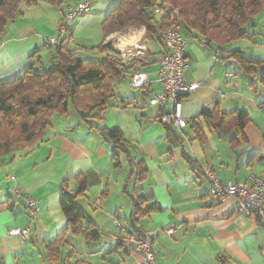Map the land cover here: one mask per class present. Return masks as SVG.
Listing matches in <instances>:
<instances>
[{"label": "crops", "instance_id": "crops-1", "mask_svg": "<svg viewBox=\"0 0 264 264\" xmlns=\"http://www.w3.org/2000/svg\"><path fill=\"white\" fill-rule=\"evenodd\" d=\"M38 1L35 8L43 7L42 16L41 13L30 14L28 9L31 10V8L21 7L20 16L17 15L8 23L0 36V77L6 78L13 71L25 65H30L34 69L47 65L50 52L48 40L56 39L60 34L61 10L54 7V10L59 11L57 35L44 37L43 33L38 30L35 19L38 15L41 16L40 19H43L44 15L46 19H49L48 16L51 15L50 10L53 11V6L46 7L44 5L49 4H44V0ZM67 5L69 3L64 1L63 6ZM125 30L111 33L104 41L115 35L111 38L112 40L129 43L133 37L125 34ZM101 35L100 42L103 41L102 31ZM185 38L187 41L185 55L194 56L195 53L189 46L201 45V43L191 35ZM6 40L8 43H5ZM144 41L147 51L142 55L144 59L141 62L144 63L139 66V70H144L149 74L150 82L142 89L152 87L153 91H157L159 85L153 86L152 81L156 78L153 74L158 75L155 59L163 45L153 41ZM223 49L264 58V9L254 17L253 26L249 28L245 38L233 40L224 45ZM224 54L225 52L222 53ZM100 56L97 52L95 60ZM145 60H147L146 63ZM217 61L225 69L228 64L240 67L233 59L220 60L217 58ZM229 75L234 76L235 73ZM249 79L253 77L250 76ZM123 81H129V79L124 78L116 83L123 84ZM123 95H125L123 92L114 93L110 100L112 106L104 111L100 124L109 129L117 127L120 122V110L125 104L121 98ZM132 95L134 97L135 93ZM167 107L170 108V105ZM109 110H111L110 113ZM140 114L143 117L147 116L148 112L144 110ZM250 119L255 122L253 135L264 138V131H260L264 128V112L252 115ZM76 122L74 117L73 120L62 123L59 115L55 114L41 141L30 149L17 150L0 159V264H52L45 259V248L61 233H65L67 244L62 248L57 264H136L140 260V254L126 250L122 245V240L129 233L136 235L132 232L129 218L131 197L136 194L145 196L146 185L153 181L146 176L141 186L134 188L132 179L134 176L128 178L127 173L121 170V162L120 165H113L110 158L111 152L107 156L94 158L87 156L76 144L70 146L72 155L77 158L76 164L81 168L83 176L87 177V190L77 202L87 218L93 222L98 236L94 239H86L83 233L72 235L68 229L67 220L59 204L61 191L57 189L60 188L64 175H68L63 164L68 159L69 153L61 151L63 142L59 133L66 130L69 124ZM122 122L125 125L130 124L127 119ZM173 131L176 129L173 128ZM166 136L167 130L161 126L140 137L145 141L146 151L137 155L135 160H143L146 173L149 175L152 173L150 161L154 158L152 155L154 149L163 148L165 152L168 151L169 142L161 139ZM238 139L241 138L238 137ZM153 140L155 144L148 143ZM213 147L215 146L206 145L201 151H207L211 157ZM216 150L219 151V148ZM261 156L264 155L250 149L249 153L239 157V164L225 157L224 159L201 160V166L208 167V170L214 172L216 177H220L219 181L222 183L229 180L249 183L252 175L264 178V160ZM85 169L87 171H84ZM183 175L185 174L177 170L159 176L155 181L156 188L152 198H147V200L159 204L162 211L144 216L140 224L134 223L143 233L151 237V249L155 260L160 264H264V243L258 242L264 240V226L254 216L245 217L246 221L250 220L254 225V227H249L245 233L237 232L233 223L238 215L235 211L219 224L197 216L176 219V209L173 205L187 193L189 180L198 189V198L193 205L194 208L211 209L216 202L209 191L206 172L201 175L189 166L186 178L173 182L177 176ZM74 176L66 180L68 190H74L76 187ZM14 188H18L22 194L37 200L38 211L34 217L28 216L22 199L13 192ZM25 188L28 191H24ZM138 189H145V191H138ZM225 203L228 201L216 202L215 207L218 208ZM86 221L87 219L84 223ZM189 225L191 230L180 231V229L189 228ZM21 227L29 229V236L24 243H21L18 237L8 234L10 228ZM168 229H172L171 233L167 232ZM224 232L233 236L232 240L227 241L226 248L223 247ZM76 243L80 246L79 249L75 248Z\"/></svg>", "mask_w": 264, "mask_h": 264}, {"label": "trees", "instance_id": "trees-1", "mask_svg": "<svg viewBox=\"0 0 264 264\" xmlns=\"http://www.w3.org/2000/svg\"><path fill=\"white\" fill-rule=\"evenodd\" d=\"M44 1L61 10L62 21L65 13L64 0ZM162 3L168 5V12L157 18L154 10L159 5L162 6ZM37 4L38 0H0V36L7 24L21 14V7L31 8ZM263 9L264 0H119L101 20L103 41L91 47L101 56L91 61H84L75 55L70 46L74 28H68L49 46L45 67H29L24 76L0 83V159L14 151L30 149L41 141L55 114L67 115L72 110L85 124L98 125L97 132L100 128L109 129L100 124L104 111L112 106L110 100L114 96V92L109 91L108 82L111 81L114 85L118 81L117 77L129 79L144 63L136 58L122 63L120 54L108 43V38L104 41L111 33L123 31L130 26H144L143 40L163 44L166 30L175 24L184 37L191 35L205 46L222 49L225 54L217 57L218 59H233L244 71L256 74L264 70V58L226 50L223 46L233 40L245 38L249 28L253 26L254 17ZM252 77L260 79L258 74ZM68 81H71V86L66 88ZM21 92L26 94L21 95ZM84 117H88V120L85 121ZM123 155L119 150L116 158L110 155L114 166L121 162L118 157ZM261 159L264 160V156ZM135 163L142 164L146 172L142 159L135 160ZM127 176H134V188H139L146 180V176L141 180L137 179L134 167L128 169ZM74 182V190H68L66 180L60 183L61 210L72 235L83 233L86 239H94L98 236V231L77 202L87 190V180L81 174L74 176ZM131 203L129 218L132 232L136 236H143L145 233L134 223L140 224L141 218L162 211V207L149 202L143 194L133 195ZM66 244L65 233H61L54 242L46 246L45 259L57 264Z\"/></svg>", "mask_w": 264, "mask_h": 264}, {"label": "clouds", "instance_id": "clouds-1", "mask_svg": "<svg viewBox=\"0 0 264 264\" xmlns=\"http://www.w3.org/2000/svg\"><path fill=\"white\" fill-rule=\"evenodd\" d=\"M88 3H91V0H88ZM87 6V3L83 5V7ZM46 7L52 6L46 5ZM5 43L8 41L6 40ZM189 47L195 53L194 56L189 55L182 58L184 56L182 46L173 49L174 56L167 53L161 54L163 64L167 67L159 75L153 74L156 77L152 81L153 86L159 85L157 91H153L152 87H148L146 90L133 89L132 85L138 84V81L135 80L123 81V84L116 83L114 85L111 81L108 82L109 91L125 93L121 97L125 104L120 110V122L117 127L100 128L97 132L98 125L85 124L77 115L75 117L77 122L69 124L66 130L59 133L63 142L61 151L69 153L68 159L63 164V168L68 171V175H64V180L70 179L72 175L80 176L82 174L81 168L76 164V156L72 155L70 148L72 144H76L87 156L94 158L107 156L109 152L116 158L117 150L124 153L122 157H118L121 161V170L124 173L134 167L138 180L148 176L153 181L146 185L147 191L138 189V191H145L146 198H152L156 188L155 181L165 173L179 170L180 173L185 174L177 176L173 181L178 182L186 178L189 166H191L199 174L203 175L207 172L212 177L216 174L209 171L208 167H202L201 160L228 157L239 164V157L249 153L250 149L264 155V138L253 135L255 122L250 119V116L264 112V82H262L264 81V70L254 74L233 64H228L225 69L217 61V57L223 53L222 49H214L210 45L204 46L203 44H193ZM132 54L135 55V53ZM169 60L172 61L170 64ZM29 67L30 65H25L13 71L6 78L0 77V83L24 76ZM232 73L235 75L230 76L229 74ZM257 74L260 79H249L250 76ZM160 75L167 77L163 84H161ZM121 79V77H117V80ZM229 80L230 83H228ZM70 86L71 81H68L65 87L69 88ZM132 93H135L134 97ZM25 94L21 92V95ZM181 97L184 99L181 100ZM170 100L175 101L171 108L167 107ZM144 110H147L148 115L142 117L140 113ZM110 112L111 110H109ZM201 113L209 115L202 117ZM125 119L129 120L130 124L125 125L122 122ZM84 120H88V117H84ZM161 126L167 129V136L161 137V139L169 142L168 151L165 152L163 148L154 149L152 153L154 158L150 161L152 173L149 175L144 171L142 164L135 163V157L146 151L145 141L140 137L152 129L161 128ZM173 128L176 131H173ZM78 129L79 131H77ZM260 131H264V128H261ZM238 137H243V139H238ZM148 143L155 144V141ZM206 145L215 146L212 148L213 155L211 157L207 151H201ZM216 148H219V151ZM85 178L87 179V177ZM216 178L220 179V177ZM231 183L228 184L227 194L219 193L221 198L228 203L217 208L215 207L216 202H214L213 207L208 209L193 207L198 198V189L189 180L187 193L173 205L176 209V219L197 216L200 219H208L219 224L225 217L231 216L234 211H237L238 215L233 221L237 232H247L249 227H254V225L250 220H245L247 209L237 202L236 197L232 196ZM23 190L28 191L26 188ZM57 190L62 191V188ZM244 199L247 200V198ZM253 206L255 207V205ZM261 208H264V204H261ZM177 227L179 228V225ZM186 230H191L190 225L187 229H180L182 232ZM223 236V247L226 248L227 241L232 240L233 236L227 232H224ZM258 242L264 243V240ZM249 251L253 250L249 249Z\"/></svg>", "mask_w": 264, "mask_h": 264}, {"label": "built area", "instance_id": "built-area-1", "mask_svg": "<svg viewBox=\"0 0 264 264\" xmlns=\"http://www.w3.org/2000/svg\"><path fill=\"white\" fill-rule=\"evenodd\" d=\"M160 2V1H159ZM87 3V7H83V5ZM91 3H88V0H79L78 2L74 3L73 5H67L65 7V13L63 16V23L60 25V34L65 32L68 28H71L72 22L74 18L80 15H85L90 12ZM168 12V5L162 3V6L159 5L155 10L154 14L157 18L161 17L162 15ZM69 17L71 18L69 20ZM134 30L136 31L133 34L132 42L130 41L128 46L125 43L118 42L117 40H113L110 44L112 47L120 54L122 63L128 62L132 59H141L140 55L146 53L147 49L144 45L143 36L145 34L144 26H133ZM63 29V32H61ZM55 42V39H49L48 45H52ZM161 52L156 56L155 61L157 62V73L158 75L167 67V65L163 64L162 53H167L170 56H174L175 53L173 49L177 47H183L184 56L185 58V50L187 41L186 38L183 36L181 29L179 26L172 24L166 30L165 35L163 37V44H162ZM132 53H135L133 55ZM172 61L169 60L168 63L170 64ZM187 62V61H186ZM161 84L165 80H167L166 76L160 75L159 76ZM130 80L138 81V84H133L132 88H144L147 83L150 82L149 74L144 70H137L134 72L130 78ZM155 99V97H153ZM182 100V97L180 98ZM175 101L170 100L168 105L170 108L173 107ZM206 177L209 181V191L211 195L214 196L216 202H221L224 199L221 198L219 193L223 192L225 194L228 193L229 188L228 184L231 183V194L232 196L237 198V202L240 203L242 206L246 207L247 215L246 216H254L259 223L264 226V208H261V204H264V178L259 176L252 175L250 177V182H236L233 180L226 181L224 183L217 180L216 176L210 177L206 172ZM13 192L22 199L24 205L26 206L27 214L29 217H34L38 211V202L35 198L26 196L21 193L18 188H14ZM244 198H247L245 200ZM1 205V204H0ZM255 205V207L253 206ZM257 209H260L259 211ZM237 214L238 212L235 211ZM259 217V218H258ZM121 229V228H120ZM123 231V229H121ZM172 229H168L167 232L171 233ZM8 234L16 236L20 239L21 243H24L25 240L29 236V229L27 227L21 228H10L8 230ZM124 247L130 252H136L140 254V260L136 264H160L158 263L153 255L151 249V237L147 234L143 236H136L134 234L129 233L126 238H124Z\"/></svg>", "mask_w": 264, "mask_h": 264}, {"label": "rangeland", "instance_id": "rangeland-1", "mask_svg": "<svg viewBox=\"0 0 264 264\" xmlns=\"http://www.w3.org/2000/svg\"><path fill=\"white\" fill-rule=\"evenodd\" d=\"M64 1L65 3H69V5H73L79 0H64ZM118 1L119 0H92L90 12L88 14L80 15L74 18V21L72 22V26H71L72 29L74 28V34L70 46H72V48L74 49L76 48V50L74 51L77 57L79 58L81 57V59L84 61H91L95 59V55L97 51L92 50L91 47L95 46L102 40L100 22L102 18L109 13L112 7H114L118 3ZM43 3L46 4L45 1H43ZM52 10L53 11L50 10L51 15L48 16L49 19H46L45 15L43 16V19H40V17L44 13L43 7L40 9V8H35V6H33L31 7V10L28 9V12H30V14L41 13V16L38 15L35 21L38 30H40L43 33L44 37L57 35L56 33L58 30L56 26H57V18L59 16L57 14H59V11L54 10V7L52 8ZM53 18H55L54 21ZM135 32L136 31L131 26L126 28L125 30V34H128L129 36L132 37ZM114 36L115 35H112V37ZM36 39H38V37H36ZM40 39L42 40L41 37ZM143 42L146 47L145 41ZM125 44H127L128 46L129 43L127 42ZM140 56L142 57V55ZM145 62H147V60H145ZM76 116L77 115L71 110L67 115H62V114L59 115V119L62 121V123H65L66 121L73 120L74 117ZM77 245L78 244L76 243L75 248L77 247L79 249L80 246Z\"/></svg>", "mask_w": 264, "mask_h": 264}, {"label": "water", "instance_id": "water-1", "mask_svg": "<svg viewBox=\"0 0 264 264\" xmlns=\"http://www.w3.org/2000/svg\"><path fill=\"white\" fill-rule=\"evenodd\" d=\"M112 42V39L111 38H108V43H111Z\"/></svg>", "mask_w": 264, "mask_h": 264}]
</instances>
